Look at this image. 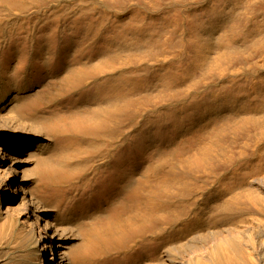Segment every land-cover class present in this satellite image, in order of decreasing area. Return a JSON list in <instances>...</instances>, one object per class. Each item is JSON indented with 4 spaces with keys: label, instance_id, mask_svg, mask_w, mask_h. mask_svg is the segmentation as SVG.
I'll return each mask as SVG.
<instances>
[{
    "label": "rangeland",
    "instance_id": "obj_1",
    "mask_svg": "<svg viewBox=\"0 0 264 264\" xmlns=\"http://www.w3.org/2000/svg\"><path fill=\"white\" fill-rule=\"evenodd\" d=\"M17 2V6H12L15 8L0 2V104L13 94L9 86L13 74L21 83L17 88L22 90H16L19 97L37 93L43 95L40 96L37 106L22 110L25 115L27 112L28 116L62 111L82 113L89 118L96 111V103L103 102L101 98L106 99L107 93L104 92L109 89L122 90L132 84L140 93L138 99H131L112 115L111 123L106 127L110 132L105 129L103 133L96 135L60 129L52 131L49 128L52 136H57L58 139L74 137L101 142L106 146L97 152L99 155L92 153L83 157L88 162L91 161L80 174L62 179L59 183L55 182L53 186H43L46 198L57 210V222L80 223L102 213L101 211L109 210L120 199H123L125 204L119 209V214H127L132 218L135 214H155L142 234L131 237L122 245L103 244L98 248L96 255L84 254L80 260L81 264L154 263L156 257H152V262H146L145 256H138V247L144 241L154 243L155 253L162 252L167 247L165 250L169 248L171 254H179L187 251V247L176 245L175 242L184 232L194 230L210 233L218 227L226 228L228 224L231 227L237 226L239 221L240 225L243 222H251L253 218L264 220V211L247 201H240L241 203H237L238 207L235 205L236 208H223L220 194L222 188L231 184L241 173L264 168V135L256 127L242 123L237 110L239 103L252 93L251 88L256 87L255 92L258 94L264 90V48H261L263 51L257 50L259 52L252 49L235 62L223 65L224 69L221 68L219 72L211 73L202 79L197 78L192 84L182 85L185 66L189 67L193 60L192 40L195 37L196 21L202 15L210 18L211 13L217 10L220 11L219 16H224L232 8L230 0ZM251 11L244 12L243 26L264 18V9L256 7ZM148 27L153 28L154 35L161 37L153 44L149 53L130 59L126 53H119L111 68L104 71L94 69V64L106 53L118 51L114 42L120 33L137 32L136 34L141 35ZM46 42L50 44L49 49L43 50L41 46ZM18 48L21 53H17ZM189 48L192 49L191 52ZM71 68L82 71L80 80L66 77V72ZM167 68L173 72L178 90L162 91L159 88L162 82H157ZM70 84L75 86L70 87ZM225 88L230 93L227 90L226 92ZM217 90L235 95L236 101L240 98L235 110L231 112L233 122L227 121L215 128L216 130L211 129L206 135L207 140H214L212 144L218 148L216 150L213 147L215 151L208 159L209 171L194 168L191 171L187 165L191 150L178 152L176 149L183 142L180 137L184 130L182 128L203 127L205 118L211 116L205 113L209 111L206 110ZM221 109L225 110L219 107L215 111L223 112ZM182 123L185 124L181 125ZM213 130L219 135L215 136L216 132ZM208 141L206 143H209ZM221 149L224 151L218 153ZM213 153L217 155L214 156ZM129 179L135 181L137 190L132 194H125L123 188L130 182ZM57 195L61 197L58 198ZM202 214L212 216H208V219ZM233 222L234 225H231ZM86 226L79 232L81 235L78 233V237L80 242L89 243L95 231L89 224ZM122 227L128 229L125 225ZM102 228L108 230L109 226L103 224ZM115 233L113 230L110 237Z\"/></svg>",
    "mask_w": 264,
    "mask_h": 264
},
{
    "label": "bare ground",
    "instance_id": "obj_2",
    "mask_svg": "<svg viewBox=\"0 0 264 264\" xmlns=\"http://www.w3.org/2000/svg\"><path fill=\"white\" fill-rule=\"evenodd\" d=\"M23 1L26 2V0ZM230 1L232 2V8L229 9L224 16H219L220 11L217 10L211 13L210 18L202 15L196 21L195 37L192 40L194 49L193 60L190 62L192 64L189 67L185 66L186 69H183V86L192 84L197 78L202 79L211 73L219 72L221 68H223V65L233 61L235 62L236 59L246 55L252 49L257 51L264 48V18L259 21H251L245 26L242 24L244 12L253 11L256 7L264 9V0ZM0 2L11 7L19 4L17 0H0ZM136 33H120V35L115 38L114 42L118 51L115 53H106L95 64L93 63L94 69L104 71L105 69L111 68L115 58L119 56V53H126L128 59L145 55L151 51L153 44L158 41L157 39L161 38L159 35H154L152 27H148L141 35ZM19 37L20 36H18V38ZM47 42L41 46L43 50L49 49L48 46L50 44H47ZM16 46L20 47L18 45ZM261 50L263 51V49ZM191 51L192 49L190 52ZM17 53H21L20 49L17 50ZM242 59L244 58L242 57ZM79 69L81 70V68ZM81 72L82 71L71 68L66 72V77L78 81L83 75ZM15 73L17 74V72ZM13 75L12 77L10 76L12 79L9 82L13 94H10L9 98L0 104V264H81L80 260L84 254L92 253L96 255L98 248L103 244L109 245L114 243L122 245L131 237L142 234L155 214H135L133 218L128 217L127 214H119V209L125 204L124 200L120 199L121 197L117 202L114 201V205L112 204L113 206H111V208L108 207L110 209L107 211H101L102 213L95 214L90 219L82 220L80 223L64 224L57 222V210L52 207L50 201L46 198V191L43 190V186L45 185L53 186L55 182L59 183L62 179H69L83 172L91 161L89 159L90 161L88 162L83 157L101 151L105 145L101 142L74 139V137L67 136L58 139L56 138L57 136H52L50 129L52 131L54 129L55 131L58 129H60V131L70 130L81 134L94 133L97 135L103 133L104 130L107 129L106 127L109 125L112 115L118 111L121 106H125L131 99H138L140 93L137 92V87L131 84L130 86L127 85V88L122 90L109 89L105 91L104 94L107 93L106 99L101 98V100L104 101L98 104L96 103V111L93 116L89 118L85 117L82 113H64L62 111H52L51 113L36 116H28L26 112V116L22 110L31 108L34 105L37 106L36 104L40 101V96L43 95L37 93L19 97L16 94V90H22L17 88L21 83H19L20 80L17 81L18 79L13 77ZM161 77L162 78L158 80L157 83L162 82L159 86L162 91H172L178 87L177 84L175 85L174 83L173 78L175 76L170 69L168 70L167 68L165 72L161 74ZM67 81L69 80L67 79ZM72 85L70 84L69 86H75L74 84ZM255 89L256 87L251 88L250 92L252 91V93L250 95L247 94L248 96L245 99H243L244 96H242L244 101L240 102L237 106L238 109H236L239 111L238 117H240L239 119L242 123L245 125L248 124V126L250 125L254 128L256 127V129L264 135V90L258 94L255 92ZM226 90L225 88V91ZM225 91H218L214 95L212 94L213 96L211 95L212 98L209 103V108L206 110L209 111H205V115L211 116L205 118L203 127L186 129L181 127L182 130L184 129L180 136L183 142L177 148L175 146V148L178 152L191 150L192 154L187 161V165L191 168V171L192 168L199 170L205 169V172L209 171V169H207V162L212 152L215 151L213 149L215 145L213 146L214 140L213 142L208 141L206 135L208 131L215 128L217 129L218 126L227 121L229 123L233 122V119H231L233 114H231V112L235 110L240 98L236 101L235 95L229 94V90H227L229 93ZM219 107L225 110L223 111L221 109L223 112L215 111L216 108ZM28 114H30V112H28ZM233 126H235V124H233ZM248 126L246 128H248ZM218 135V132H216L215 136ZM206 140L209 143H206ZM152 146L153 145H151V147ZM105 147L106 146H104V148ZM217 149L218 148H216V150ZM221 151L224 150L221 149L218 153H221ZM216 155L214 154V156ZM228 155L230 154L228 153ZM211 161L213 162V160ZM211 161L210 164H212ZM253 164L258 165V163ZM262 168L258 171L256 170L257 168L255 169L256 171L253 169L254 172L249 171L243 174L241 173L231 184H228L229 182L226 183L228 185L224 184L225 186L220 192L224 205L223 208L227 207L228 210V207L232 208L233 206L235 207V205L238 207L237 203L240 201H247L250 205L257 206L264 211V168ZM110 172H108V174ZM105 176L107 177V175ZM135 179L137 180V178ZM183 188L185 187L183 186ZM123 189L125 194H132L137 190V185L135 181L131 179L130 182L126 183ZM57 196L58 198L61 197L59 195ZM202 215L204 216L206 214ZM208 216H212V214H208ZM208 216L207 218L209 219ZM243 221L246 220L243 219ZM239 222H237V226L234 225V222L231 223V225H234L232 227L226 224L227 227L230 226L229 228L226 227L221 229V227H218V229L215 230L214 227L212 229L215 231L213 230L210 233L195 232L193 229L191 232H184L175 242L176 245L187 247V251H182L179 254H171L172 252L169 248L165 250L167 247L164 248V251L155 253L153 252L154 243L151 241H144L140 244L137 253L139 254L138 256H145L147 259L146 262H149L152 257H156L157 261H155L157 263L154 261V263L147 264H264V220L253 218L251 222L249 221L250 223L247 221V223L243 222L240 225ZM87 224L94 228L95 234L93 237L91 236L92 239L89 243L86 241L80 242L79 232L87 227ZM103 224L109 226L108 230H103ZM122 225L127 226L128 229L122 227ZM113 230H115L116 233L113 237H110V233ZM209 231H211V229Z\"/></svg>",
    "mask_w": 264,
    "mask_h": 264
}]
</instances>
